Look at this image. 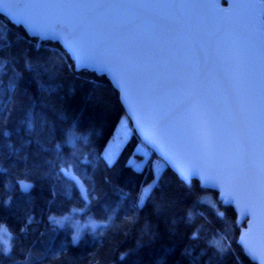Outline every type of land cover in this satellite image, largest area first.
<instances>
[{
    "label": "trees",
    "instance_id": "1",
    "mask_svg": "<svg viewBox=\"0 0 264 264\" xmlns=\"http://www.w3.org/2000/svg\"><path fill=\"white\" fill-rule=\"evenodd\" d=\"M27 60L55 66L56 78L50 80L46 73L34 78L25 68ZM14 69L23 73L22 81ZM10 77L34 95L46 86L55 87L63 97L67 119L59 121L50 136L38 120L29 130L27 123H19L20 113L13 111L9 117L11 105L0 112V168L7 170L0 172V229L7 227L11 249L5 255L0 244L3 264H34L37 256L39 264H154L160 256L167 257V264H256L238 243L241 226L234 207L223 205L217 191L203 188L195 179L187 184L150 148V159L143 167L129 165L134 150L143 157L136 152V144L142 141L135 130L116 161L109 163L104 148L126 114L119 91L107 76L77 70L59 42L30 36L0 13V79L5 88L0 100L5 103ZM5 124L10 137L3 136ZM69 130L75 132L80 150L73 166L64 167L81 179L87 198L75 179L60 172L56 161V143L61 144L63 156L72 152L66 143ZM37 139L49 149L42 157L53 160L55 167L44 165L36 171L18 164L7 147L9 142L21 147L22 140H30L21 152L32 153L39 149ZM85 158L89 164L79 163ZM153 158H159L164 168L141 205L143 186L155 177ZM22 183L32 187L24 191ZM162 196L167 204L159 211ZM75 209L80 219L91 218L102 225L84 229L74 241L70 222L49 218L65 217ZM150 231L158 238L144 246Z\"/></svg>",
    "mask_w": 264,
    "mask_h": 264
},
{
    "label": "water",
    "instance_id": "2",
    "mask_svg": "<svg viewBox=\"0 0 264 264\" xmlns=\"http://www.w3.org/2000/svg\"><path fill=\"white\" fill-rule=\"evenodd\" d=\"M34 2L0 0V13L30 36L59 42L77 70L107 76L140 140L187 184L198 180L233 206L238 243L253 262L264 264V197L254 178L264 111L259 0H195L196 8L139 10L132 28L141 59L134 66L102 54L66 20L5 7Z\"/></svg>",
    "mask_w": 264,
    "mask_h": 264
},
{
    "label": "snow or ice",
    "instance_id": "3",
    "mask_svg": "<svg viewBox=\"0 0 264 264\" xmlns=\"http://www.w3.org/2000/svg\"><path fill=\"white\" fill-rule=\"evenodd\" d=\"M260 5L264 7V0H259ZM199 5L195 0H182L180 3H176L175 0H35L34 3L26 5L8 4L5 7L9 9H15L18 7L32 8L44 12L45 14L53 17H57L71 23L83 36L91 40L100 49L102 54H107L118 61H124L134 66L140 59V51L136 44V33L132 28V20L135 18L139 10L144 9H172V8H196ZM243 7L254 8L255 4L242 5ZM27 23L28 17H23ZM36 27L35 25H33ZM262 60H264V41H262ZM25 68L28 72L33 74L34 78H39L42 73H46L50 80H54L57 75V69L55 66L47 65L44 62L27 60ZM16 77L19 80H23V73L13 70ZM10 82L7 85V103L0 100V112H3L8 105L11 108L8 112L9 117L13 111L20 113L23 117L19 120V123H27L28 129L34 128V121L38 120L41 124L42 130H47L50 136L54 134L57 123L61 120L67 119L66 109L63 107V97L56 94L55 87L49 85L42 89L40 95H34L30 93L26 87H23L20 83H13L10 77ZM5 94L4 82L0 79V95ZM75 122H73V128ZM19 129H17V132ZM151 135V130H149ZM4 137H10L11 132L5 124V130L3 131ZM66 143L71 146L72 152L68 157L61 154V144L56 143L54 145L56 155V161L61 164L60 172H65V165L72 167L77 158V152L79 147L76 142V134L74 131L69 130L67 133ZM261 152L259 157L258 169L254 173V178L257 182V187L260 195L264 197V111L261 112ZM54 138V137H53ZM36 144L39 145V149L32 153L24 152L22 154L21 148L27 144H31L32 141H21V147H13L11 142L7 147L10 153L16 157L18 164L30 166L31 169L39 171L44 165H50L55 167L56 164L53 160L42 157L41 153L49 151V149L37 139ZM135 150L133 155H135ZM79 163L89 164L90 161L81 159ZM129 165H131V157L129 158ZM4 168H0V172H6ZM75 179V177H72ZM19 183V181H17ZM32 185L21 184V188L24 191L30 189ZM148 188H152V185H148ZM143 191V189H142ZM9 201H5V205ZM167 201L161 197L158 201L157 208L159 211H163ZM49 219L54 220L53 217ZM158 238V234H148V239L144 246H149L155 239ZM195 238V234L193 235ZM74 241L78 240V237H73ZM243 239V237L241 238ZM215 246V242L213 245ZM11 249H5V255L10 253ZM127 255V254H125ZM206 255V253H205ZM124 256H121L123 259ZM40 257L37 256L34 264H39ZM0 264H3L0 261ZM154 264H167V257L160 256Z\"/></svg>",
    "mask_w": 264,
    "mask_h": 264
},
{
    "label": "rangeland",
    "instance_id": "4",
    "mask_svg": "<svg viewBox=\"0 0 264 264\" xmlns=\"http://www.w3.org/2000/svg\"><path fill=\"white\" fill-rule=\"evenodd\" d=\"M133 135H134V129L132 127V123L129 117L125 114L122 117L119 124L117 125L113 136L109 139L107 145L104 148L103 156L105 157V159L109 163H113L114 161H116L123 147L133 138ZM136 152L143 154V157H140L138 155H132L131 165L141 168L150 159L151 156L150 149L144 143L138 142L136 144ZM152 162L154 166L155 177L152 182L143 186V191L141 192L139 199L141 205L144 204L146 197L148 196V194L152 189V188H148V185L151 184L152 187L154 186V184L156 183L158 177L160 176L164 168V164L159 158H153ZM65 172L71 177H75V180L78 186L80 187L83 195L87 198V193L81 179L76 176V174L72 171V169L65 168ZM22 184L28 185V183H22ZM76 212H79V210L75 209L72 211L73 214H69L61 218H55V221H59V223H63L64 221L70 222L74 227V231H75L74 237H78L84 229L94 230L100 225H102L101 222L91 218L82 220L79 217H77ZM0 244H2L5 249L9 248L10 234L6 226H2L0 229Z\"/></svg>",
    "mask_w": 264,
    "mask_h": 264
}]
</instances>
